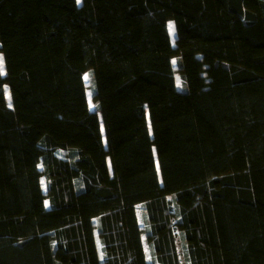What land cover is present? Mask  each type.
Returning a JSON list of instances; mask_svg holds the SVG:
<instances>
[{"label": "trees", "instance_id": "16d2710c", "mask_svg": "<svg viewBox=\"0 0 264 264\" xmlns=\"http://www.w3.org/2000/svg\"><path fill=\"white\" fill-rule=\"evenodd\" d=\"M0 52V264H264V0H0Z\"/></svg>", "mask_w": 264, "mask_h": 264}, {"label": "rangeland", "instance_id": "374dc122", "mask_svg": "<svg viewBox=\"0 0 264 264\" xmlns=\"http://www.w3.org/2000/svg\"><path fill=\"white\" fill-rule=\"evenodd\" d=\"M78 2L81 4V0H78ZM169 30H170V34H171V38L173 40V43H175L176 32H175L174 24L172 22L169 23ZM4 75H5L4 58H3L2 53L0 52V78L4 77ZM176 76L178 79V86L183 87L182 79L180 78V76L178 74H176ZM85 80H86L87 84H90L89 75H87V74L85 75ZM87 93H88L90 107H91V109H94L95 104L92 100L91 90L88 89ZM6 94H7V98L10 99V95H9L10 93H9L8 87L6 88ZM63 153H64V151H62V150L58 151V154H60V155H63ZM40 168H42V166H40ZM42 182H43L44 192H46L45 178H43ZM137 213H138L140 225H141V227H144V222H143V217H142V206L141 205H137ZM142 238H143V243H144V247H145L146 258H147V261L150 263L152 261V259H151L149 244H148L147 237H146L145 233H143ZM177 250H178V254L180 257L181 264H185V259H184L183 252H182V244L180 242L179 236H177Z\"/></svg>", "mask_w": 264, "mask_h": 264}]
</instances>
